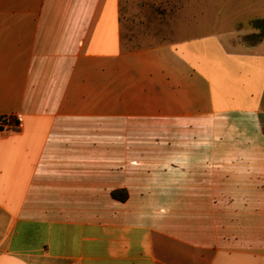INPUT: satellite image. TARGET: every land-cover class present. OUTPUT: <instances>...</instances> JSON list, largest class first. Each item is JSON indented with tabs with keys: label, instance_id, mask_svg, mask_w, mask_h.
Returning <instances> with one entry per match:
<instances>
[{
	"label": "crops",
	"instance_id": "crops-1",
	"mask_svg": "<svg viewBox=\"0 0 264 264\" xmlns=\"http://www.w3.org/2000/svg\"><path fill=\"white\" fill-rule=\"evenodd\" d=\"M0 8V264H264V38L127 48L121 0Z\"/></svg>",
	"mask_w": 264,
	"mask_h": 264
},
{
	"label": "rangeland",
	"instance_id": "rangeland-1",
	"mask_svg": "<svg viewBox=\"0 0 264 264\" xmlns=\"http://www.w3.org/2000/svg\"><path fill=\"white\" fill-rule=\"evenodd\" d=\"M121 15L127 48L216 34L264 38V0H121Z\"/></svg>",
	"mask_w": 264,
	"mask_h": 264
},
{
	"label": "trees",
	"instance_id": "trees-1",
	"mask_svg": "<svg viewBox=\"0 0 264 264\" xmlns=\"http://www.w3.org/2000/svg\"><path fill=\"white\" fill-rule=\"evenodd\" d=\"M263 24H264V22H263ZM261 28L264 30V26ZM12 123L14 124L15 129L17 130L18 126H17L14 119H12ZM112 196L114 199L119 200V201H126L128 199V194L126 193V191H115V192H113Z\"/></svg>",
	"mask_w": 264,
	"mask_h": 264
},
{
	"label": "built area",
	"instance_id": "built-area-1",
	"mask_svg": "<svg viewBox=\"0 0 264 264\" xmlns=\"http://www.w3.org/2000/svg\"><path fill=\"white\" fill-rule=\"evenodd\" d=\"M12 121V120H11Z\"/></svg>",
	"mask_w": 264,
	"mask_h": 264
}]
</instances>
